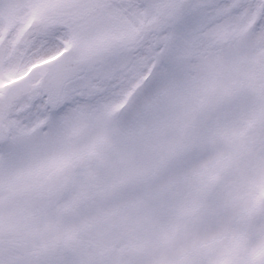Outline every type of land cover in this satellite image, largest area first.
<instances>
[{"label": "snow or ice", "instance_id": "obj_1", "mask_svg": "<svg viewBox=\"0 0 264 264\" xmlns=\"http://www.w3.org/2000/svg\"><path fill=\"white\" fill-rule=\"evenodd\" d=\"M0 264H264V0H0Z\"/></svg>", "mask_w": 264, "mask_h": 264}]
</instances>
